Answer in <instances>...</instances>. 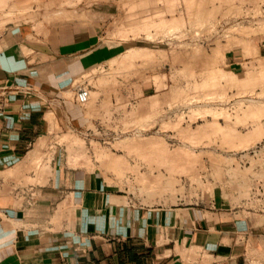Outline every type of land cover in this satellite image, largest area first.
Instances as JSON below:
<instances>
[{
    "label": "rangeland",
    "instance_id": "1",
    "mask_svg": "<svg viewBox=\"0 0 264 264\" xmlns=\"http://www.w3.org/2000/svg\"><path fill=\"white\" fill-rule=\"evenodd\" d=\"M71 20L101 27L107 60L59 74L63 110L47 113L0 202L24 205L28 185L57 176L135 206H196L232 224L244 264H264V0H0V27L43 37ZM196 248L181 250L187 261Z\"/></svg>",
    "mask_w": 264,
    "mask_h": 264
},
{
    "label": "crops",
    "instance_id": "2",
    "mask_svg": "<svg viewBox=\"0 0 264 264\" xmlns=\"http://www.w3.org/2000/svg\"><path fill=\"white\" fill-rule=\"evenodd\" d=\"M8 23L0 27V80L31 83L39 93L14 92L0 111V192L12 181L6 173L22 169L48 131L47 113L63 110L59 74L71 76L77 67L107 60L97 24H52L42 37ZM239 57L226 54L236 70ZM56 180L28 185L33 199L24 205L0 202V264H202L211 256L206 264H244L227 233L232 224L208 218L196 206H135L126 194ZM194 247L203 252L197 263L181 251Z\"/></svg>",
    "mask_w": 264,
    "mask_h": 264
},
{
    "label": "built area",
    "instance_id": "3",
    "mask_svg": "<svg viewBox=\"0 0 264 264\" xmlns=\"http://www.w3.org/2000/svg\"><path fill=\"white\" fill-rule=\"evenodd\" d=\"M14 92H23L25 95H34L39 93L38 88L31 83H20L9 78L0 80V111H2L11 100ZM90 97V87L88 84L78 86L75 93L76 102L83 104ZM33 197V193L30 194Z\"/></svg>",
    "mask_w": 264,
    "mask_h": 264
},
{
    "label": "bare ground",
    "instance_id": "4",
    "mask_svg": "<svg viewBox=\"0 0 264 264\" xmlns=\"http://www.w3.org/2000/svg\"><path fill=\"white\" fill-rule=\"evenodd\" d=\"M31 153H32V151H31ZM29 155H30V154H29ZM30 156H32V154H31ZM33 156H35V155H33Z\"/></svg>",
    "mask_w": 264,
    "mask_h": 264
}]
</instances>
